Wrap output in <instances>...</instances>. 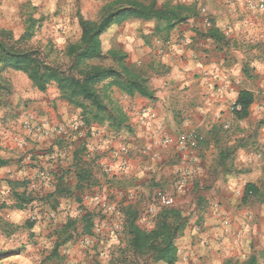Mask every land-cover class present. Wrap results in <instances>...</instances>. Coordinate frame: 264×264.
I'll return each mask as SVG.
<instances>
[{"label": "rangeland", "instance_id": "rangeland-1", "mask_svg": "<svg viewBox=\"0 0 264 264\" xmlns=\"http://www.w3.org/2000/svg\"><path fill=\"white\" fill-rule=\"evenodd\" d=\"M111 1L0 0V30H10L18 37L28 18L36 19L27 45L47 63L67 68L72 61L68 47L79 40L78 16L99 20L102 7ZM156 1L196 3L200 13L168 35L153 33L155 21L126 18L101 36L103 51L125 52L126 64L139 70L154 95L184 92L178 85L169 88L167 83L179 75L175 65L186 58H198L190 55L194 49L211 54L206 59L220 61L226 56L224 61L249 74L258 69L256 62L264 64L242 33L235 36L234 32L231 37L227 32V22L236 23L239 30L244 16L231 11L225 0ZM212 22L226 39L204 36ZM95 63L118 68L107 57ZM0 81V157L10 160L0 168V264H122L131 256L123 231L127 206L136 211V222L144 229L153 227L155 216L164 208L177 207L188 217L183 234L176 239V264H224L226 260L245 261L250 255L257 257L256 264H264V208L260 209L264 207V166L248 161V156L261 153L256 145L263 134L256 127L264 126V116L237 120L230 115L231 104L227 115L206 118L203 124H197L196 114L188 113L184 106L173 115H155L150 120L145 114L156 99L138 94L130 97L113 87L107 89L104 99L108 110L121 108L133 129V134L116 133L102 125L86 127L80 111L59 97L53 82L41 92L24 73L11 69L0 72ZM211 124L212 137L208 134ZM239 132L243 134L239 136ZM184 135L195 140L194 147L180 146L178 140ZM82 147L85 150L79 152ZM81 163L90 168L95 185L76 193L80 202L74 196L63 197L54 210L40 199L54 190L55 171L73 185L74 167ZM254 169L261 193L242 201L245 180L238 178L252 175ZM8 180L29 181L28 188L36 198L25 209L12 206ZM230 183L233 188L229 189ZM225 194H231L230 198ZM166 196L173 199L172 204L163 202ZM220 207L239 212L248 208L249 213L244 214L255 229L250 241L242 245L241 233L227 240H211L204 223ZM86 213L93 222L91 234H81L78 223L77 235L60 247L61 258L54 259L51 251L56 230L68 219ZM26 220L33 222L31 228ZM143 259L146 257H138Z\"/></svg>", "mask_w": 264, "mask_h": 264}, {"label": "trees", "instance_id": "trees-1", "mask_svg": "<svg viewBox=\"0 0 264 264\" xmlns=\"http://www.w3.org/2000/svg\"><path fill=\"white\" fill-rule=\"evenodd\" d=\"M101 11V18L96 21L78 16L79 40L68 47V55L72 61L67 68L47 63L38 51L27 45L33 36L36 19L28 18L25 31L18 37H15L10 30H0V72L8 69L20 71L27 76L31 85L41 92H44L50 83H55L59 97L80 111V119L86 127L102 125L116 133L122 131L133 134L128 117L121 108L108 110V104L104 101L107 98V89L114 87L127 96L138 94L148 99H153L154 94L139 70L126 64L125 52L119 49L103 51L101 36L126 18L155 21L153 33L168 35L177 25L189 19H196L200 12L196 3L170 1L159 3L156 0L148 2L113 0L105 4ZM204 36L212 40L226 39L213 22ZM104 57L110 58L118 68L95 63ZM0 89H2L1 81ZM253 100L252 92L241 90L232 110L234 117L238 120L246 119ZM84 150L82 147L78 151ZM9 162V159L0 157V168L7 166ZM73 176L75 182L69 185L64 174L55 171V190L40 199L49 203L54 210L58 206V200L63 197L74 196L80 202L81 198L76 193L82 194L86 189L93 187L95 178L90 168L82 163L75 165ZM7 184L10 187L14 208L25 209L36 198L33 196V190L28 188V180H8ZM258 193L259 190L254 184L245 185V195ZM124 215L123 231L126 247L131 256L126 257L122 264H176L178 254L176 239L183 234L188 222V217L184 216L179 208L170 207L161 210L155 216L154 225L150 229L141 228L137 224L136 211L130 206L125 208ZM25 223L29 228L33 226V222L29 220ZM78 223L82 225L81 234H91L93 222L90 214L86 213L77 219H68L55 232L51 251L54 259L61 258L60 247L77 235ZM144 256L146 259L138 260V257ZM256 262L255 256L251 255L245 261L226 260L224 264H256Z\"/></svg>", "mask_w": 264, "mask_h": 264}, {"label": "crops", "instance_id": "crops-1", "mask_svg": "<svg viewBox=\"0 0 264 264\" xmlns=\"http://www.w3.org/2000/svg\"><path fill=\"white\" fill-rule=\"evenodd\" d=\"M228 24L231 29V37L234 32L235 36L237 35V33H242L241 37L245 39V41H247L250 46L253 47V51L257 52L260 55V57L262 58V62L264 63V51L261 49V43L264 42V17L262 18V16L260 15L255 16V26L247 31L243 29L241 25L239 26L240 28L238 30V25L235 26L236 23L234 22H227V25ZM180 46L183 49V46ZM186 55H192L195 59L197 57L198 58L196 60H192L185 57L186 59H183L180 63L175 65L174 70L179 75L175 80H170L167 83L169 88H171V84H174V86L178 85L181 90H184V92H175L174 94V92L169 91L168 93H159V95L155 94L153 99H156L155 103H151V108H149L145 114L146 116H149L150 120L155 115H173L172 112H178L179 109L183 106L185 107V109L189 108L188 113L194 112V114H196L198 118L197 124H203L206 118L213 117L214 119V116L219 117L227 115V113H229V105L231 104L232 106L230 115H233L232 110L235 107V101L237 99L238 93L241 90H248L252 92L254 97V100L249 107V116L247 118L254 115L264 116V64L256 62L258 64V69L255 70V74H249L248 72H246V69H242L240 68V66L235 67L233 65H230L228 61H224L226 59V56L223 58V60L220 61H216L213 58L206 59L205 57H211V54H206L201 51L195 52V49L192 52L190 51V55ZM156 97H160V99H157ZM183 101H185L186 104H179ZM158 106H160V110H158ZM214 122L216 123L218 121ZM213 124H211L208 128L209 136L213 135ZM256 129L263 134L262 138L259 139V144L256 145L259 146L261 153H259L258 157L248 156V161L253 162V165L259 164L264 166V126L262 128L256 127ZM242 134V132H239V136H241ZM238 142L235 148L238 147ZM256 170L257 169H254L252 175H248L246 177L242 175V178H238V180H242L243 178L245 180L243 186H241L242 196H240V199L242 201L246 197L254 195L244 194L245 185L247 183L254 184L259 190V193H261L260 189L258 188V184L256 183V177L258 176L255 174ZM261 172L262 168L259 169L258 173L260 174ZM238 180L236 181L237 185ZM228 187L229 189L233 188L232 184ZM52 191L48 193H51ZM239 192L240 191L238 190V193ZM48 193H46L45 195H47ZM230 193L232 192L230 191ZM259 193L257 195H259ZM230 196L231 194H225V197H227L228 199L230 198ZM263 208L264 207L260 209ZM244 210L245 212L242 213V211ZM244 210L239 212L235 211L234 208H216L215 211L218 212L213 213L206 219L204 223V226L206 227V234L212 238L211 240L213 242L214 239H217L219 237L225 238V240H227L228 237H232L233 235L235 236L238 233H241L242 235V238L240 240V243H242V245L244 242L250 241L255 229L253 227L254 225L250 224L251 218H247V216L245 215L246 213H249L248 208ZM257 212L258 211H256L255 213ZM250 256H248L247 258H249ZM255 258L257 261L256 256Z\"/></svg>", "mask_w": 264, "mask_h": 264}, {"label": "built area", "instance_id": "built-area-1", "mask_svg": "<svg viewBox=\"0 0 264 264\" xmlns=\"http://www.w3.org/2000/svg\"><path fill=\"white\" fill-rule=\"evenodd\" d=\"M225 3L229 5L231 11H239L244 16L242 28L246 31L253 28L254 17L257 15L264 17V0H225ZM248 17V18H247ZM231 29L229 24L227 25V32L230 33ZM261 49L264 51V42L261 43ZM238 108V106H236ZM190 135V134H189ZM182 148L189 146L194 147L195 140L190 136H182L178 140ZM167 143V142H166ZM165 204H172L173 199L168 196L162 198Z\"/></svg>", "mask_w": 264, "mask_h": 264}]
</instances>
